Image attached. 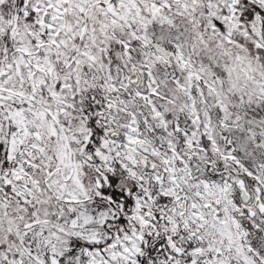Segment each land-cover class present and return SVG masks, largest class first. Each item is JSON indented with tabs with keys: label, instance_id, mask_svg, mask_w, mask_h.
I'll list each match as a JSON object with an SVG mask.
<instances>
[{
	"label": "snow or ice",
	"instance_id": "1",
	"mask_svg": "<svg viewBox=\"0 0 264 264\" xmlns=\"http://www.w3.org/2000/svg\"><path fill=\"white\" fill-rule=\"evenodd\" d=\"M0 264H264V0H0Z\"/></svg>",
	"mask_w": 264,
	"mask_h": 264
}]
</instances>
